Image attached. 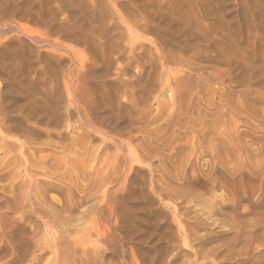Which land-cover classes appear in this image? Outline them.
Here are the masks:
<instances>
[{"label":"rangeland","instance_id":"374dc122","mask_svg":"<svg viewBox=\"0 0 264 264\" xmlns=\"http://www.w3.org/2000/svg\"><path fill=\"white\" fill-rule=\"evenodd\" d=\"M0 264H264V0H0Z\"/></svg>","mask_w":264,"mask_h":264},{"label":"bare ground","instance_id":"6f19581e","mask_svg":"<svg viewBox=\"0 0 264 264\" xmlns=\"http://www.w3.org/2000/svg\"><path fill=\"white\" fill-rule=\"evenodd\" d=\"M63 67H64V66H63ZM47 69H49V68H47ZM54 71H56V70H54ZM80 71H81V70H80ZM50 72H51V71H50ZM51 73H52V72H51ZM58 73H59V72H58ZM49 74H50V73H49ZM74 74H75V73H74ZM74 74H73V75H74ZM48 76H49V75H48ZM61 76H62V75H61ZM70 76H71V75H70ZM71 77H72V76H71ZM51 78H52V77H51ZM75 79H76V78H75ZM56 80H57V79H56ZM59 80H60V79H59ZM70 81L72 82V80H70ZM77 83H78V82H77ZM55 85H56V84H55ZM76 85H78V84H76ZM76 85H75V86H76ZM71 86H73V85H71ZM75 86H74V87H75ZM74 87H73V88H74ZM76 87H77V86H76ZM43 95H44V94H43ZM47 97H48V96H47ZM43 98H44V97H43ZM59 100H60V99H59ZM78 104H79V103H78ZM57 108H58V107H57ZM83 113H84V112H83ZM85 115H86V114H85ZM37 116H38V115H37ZM86 117H87V116H86ZM42 118H43V117H42ZM98 120H99V119H98ZM87 121H88V120H87ZM89 121H90V120H89ZM97 128H98V127H97ZM102 129H103V128H102ZM108 133H109V132H108ZM116 134H117V133H116ZM110 135H111V134H110ZM115 140H116V139H115ZM108 157H109V156H108ZM136 157H137V156H136ZM139 163H140V162H139ZM129 168H130V167H129ZM103 177H104V176H103ZM118 180H119V179H118ZM125 190H126V189H125ZM121 191H122V190H121ZM112 213H113V212H112ZM106 219H107V218H106ZM115 219H116V218H115ZM116 226H117V225H116ZM111 234H113V233H111ZM183 238H184V237H183ZM55 240H56V239H55ZM103 246H104V245H103ZM54 248H55V247H54ZM56 249H57V248H56ZM49 250H50V249H49ZM111 252H112V251H111ZM58 254H59V253H58ZM124 255H125V254H124Z\"/></svg>","mask_w":264,"mask_h":264}]
</instances>
